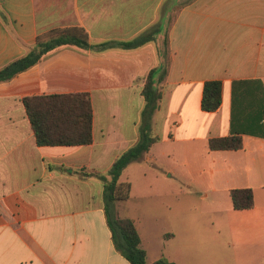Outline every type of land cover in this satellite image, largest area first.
<instances>
[{"label": "crops", "instance_id": "obj_1", "mask_svg": "<svg viewBox=\"0 0 264 264\" xmlns=\"http://www.w3.org/2000/svg\"><path fill=\"white\" fill-rule=\"evenodd\" d=\"M74 27L92 45L150 35L132 49L61 46L0 82V264H129L113 246L97 175L138 141L143 79L161 65L164 73L154 75L161 99L151 118L158 141L119 182L136 167L157 184L183 179L184 196L198 195L195 202L213 212L193 221L179 214L182 231L202 232L209 243L196 251L195 264H264V139L242 135L237 151L207 147L229 135L231 83L264 86V0H0V69L38 37ZM208 80L222 83L221 105L211 113L200 108ZM77 93L90 97L92 143L38 146L22 99ZM244 188L252 190L253 206L236 211L229 193ZM123 203H116L117 215L133 221L142 244L138 217L126 214L141 205ZM148 206L169 215L191 205ZM143 249L148 264L158 260ZM185 258L168 252L166 260L191 264Z\"/></svg>", "mask_w": 264, "mask_h": 264}, {"label": "trees", "instance_id": "obj_2", "mask_svg": "<svg viewBox=\"0 0 264 264\" xmlns=\"http://www.w3.org/2000/svg\"><path fill=\"white\" fill-rule=\"evenodd\" d=\"M149 35H142L130 42L108 41L92 45L81 28L54 30L46 37H38L26 55L0 69V82L8 81L26 71L39 63L48 52L61 46H73L94 52L109 48L132 49L147 42ZM166 44L165 38L164 46ZM157 70L163 74V65L150 70L143 79L141 94L144 107L140 114L138 141L114 160L106 175H97L103 183V211L113 246L129 264L148 263L133 221L117 215L116 203L124 202L130 196V184L120 183L119 179L130 163L140 160L158 141L157 137L151 135V118L158 109L161 99V92L155 86L154 80ZM221 91V81L204 82L200 100L203 112H215L220 107ZM22 103L38 146H80L92 143L93 115L88 94L31 96L23 98ZM242 135L264 139V86L260 80H236L231 83L229 135L210 139L207 144L208 150H240ZM229 196L236 211L248 210L253 206L250 188L233 189ZM151 264L174 263L160 258Z\"/></svg>", "mask_w": 264, "mask_h": 264}, {"label": "rangeland", "instance_id": "obj_3", "mask_svg": "<svg viewBox=\"0 0 264 264\" xmlns=\"http://www.w3.org/2000/svg\"><path fill=\"white\" fill-rule=\"evenodd\" d=\"M95 109H97V101L95 100ZM154 169L153 165H149ZM135 171L131 170L128 174L129 184L131 182V192L129 198L124 201L123 205H141L139 208L134 207L128 209L126 214L129 216H137L136 224L142 235V248H146L149 260L154 258H167V253L182 252L186 256L185 259L195 264L196 251H204L209 248V243L205 242L204 234L195 231L185 233L179 228V214L183 213L184 218L193 221L199 213L209 218L212 211L203 210L200 204L195 202L198 195H190L187 199L182 192L185 191L183 179L179 181L170 179L165 184H157L154 182L153 173L149 171L141 172L139 168ZM155 184L149 186L150 182ZM169 183V184H168ZM148 205H191L187 210L172 208L169 215H163V210L156 207L151 208ZM182 207V206H181ZM167 210L164 212L166 213ZM178 213V216H174ZM217 213V212H214ZM123 214V213H122ZM194 225V222H192ZM170 234L169 237L165 236ZM196 236L199 237L196 239Z\"/></svg>", "mask_w": 264, "mask_h": 264}]
</instances>
